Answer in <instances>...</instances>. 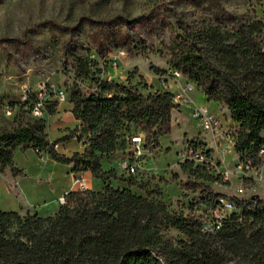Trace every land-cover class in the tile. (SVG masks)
Listing matches in <instances>:
<instances>
[{"label":"trees","instance_id":"1","mask_svg":"<svg viewBox=\"0 0 264 264\" xmlns=\"http://www.w3.org/2000/svg\"><path fill=\"white\" fill-rule=\"evenodd\" d=\"M221 12L232 23L227 29L218 20L181 26V35L173 37L169 48V64L207 101L228 111L233 151L240 163L256 168L264 163V22L238 24ZM72 56L75 80H88L97 88V93L85 95L74 82L68 92L73 115L89 128L86 148L70 158L59 155L52 148L56 143L47 139L45 117H29L33 96L19 105L12 127L0 130V171L10 168L19 174L13 152L31 147L57 163L73 164L76 173L90 172L102 187L68 193L67 205L52 217L0 210V264H264V201L234 198L238 208L246 205L243 211L232 213L221 231L204 234L197 213L213 208L220 198L207 188L201 190L196 215L188 217L170 211L135 181L121 189L110 185L116 171L103 169L104 157L121 156L128 138L137 133L145 136L147 148H157L159 137L170 132L171 114L178 107L168 91L144 95L135 85L95 79L93 65ZM56 104L46 101L45 116L53 114ZM181 169L204 182L217 179L191 161H183ZM121 174L138 182L143 175ZM133 186L147 196L133 193ZM189 188L200 189L195 183ZM168 229L186 239L175 245L164 241Z\"/></svg>","mask_w":264,"mask_h":264},{"label":"rangeland","instance_id":"2","mask_svg":"<svg viewBox=\"0 0 264 264\" xmlns=\"http://www.w3.org/2000/svg\"><path fill=\"white\" fill-rule=\"evenodd\" d=\"M221 11L234 17V23L264 22V0H0V130L12 127L1 107L18 103L23 84L30 86L33 96L53 86L64 90L68 100L74 82L85 95L97 93L90 81L75 80L72 54L93 65L95 79L135 85L144 95L160 91L173 70L169 48L173 37L181 35L180 27L218 20L227 29L232 23ZM190 97L196 106L205 104L232 132L229 116L216 110L214 102L206 101L196 88ZM193 141L207 149L214 182L182 171L181 154ZM145 150L140 182L121 174L120 154L104 157L103 169L116 171V179L109 181L112 187L127 188L135 181L170 211L188 217L196 215L206 188L223 199L264 200V163L240 171V156L229 138L205 134L186 106L172 111L171 130L159 137L158 147ZM194 183L200 189L189 188ZM240 188L245 193L237 196ZM131 190L147 196L139 187ZM185 239L174 229L163 236L174 245Z\"/></svg>","mask_w":264,"mask_h":264},{"label":"crops","instance_id":"3","mask_svg":"<svg viewBox=\"0 0 264 264\" xmlns=\"http://www.w3.org/2000/svg\"><path fill=\"white\" fill-rule=\"evenodd\" d=\"M168 86L171 91L176 90L172 83ZM51 100L55 99L48 92L46 101ZM214 104L216 110L229 116L224 107ZM53 109V114L45 116L49 143H56L55 151L66 158L82 153L90 138L88 126L75 118L68 100L57 102ZM13 166L19 174L14 175L10 168L0 171V210L4 212L52 217L59 210L60 197L82 190L80 180L85 182L86 190L97 191L102 187L90 172L76 173L73 164L57 163L47 153H37L31 147L17 148L13 152Z\"/></svg>","mask_w":264,"mask_h":264},{"label":"built area","instance_id":"4","mask_svg":"<svg viewBox=\"0 0 264 264\" xmlns=\"http://www.w3.org/2000/svg\"><path fill=\"white\" fill-rule=\"evenodd\" d=\"M168 83H172L176 90L171 91ZM194 88L193 84L183 79L181 73L172 70L162 81L160 90L170 92L172 94V102L178 108L186 106L190 109L192 116L199 121L200 128L205 134L211 135L213 139H216L219 136L228 137L230 144L233 147L234 143L229 128H223L217 116L211 113L207 107L196 106L193 103L190 93ZM48 92L54 93V99L58 103H63L67 100L64 90L55 89L53 86H50L49 90L42 87L38 95L34 97L28 107L30 118L39 120L45 117L46 94ZM32 97L33 92L31 91L30 86L28 84L21 85L18 103H5L1 107L4 117L13 119L17 113L19 105L28 103ZM52 148L56 150L57 145L54 144ZM146 148L145 136L142 133H137L129 137L127 148L118 160L120 172L126 175H135L140 170H143L147 161ZM260 154H264V151L262 150ZM181 156L182 161H191L195 165L205 166L209 170L212 169L210 161L207 158V149H204L203 147L190 144L186 146L185 151ZM238 167L240 171L243 169H252L249 163H242L238 165ZM79 184L82 189L81 191L86 190V185L83 180H80ZM236 193L237 196H242L245 192L243 188H240L237 189ZM58 204L59 206L67 205L66 195L58 199ZM245 207L246 205L244 204L241 208H238L233 199L219 198L213 208L206 211H199L197 213V217L201 223L202 233L215 234L221 231L223 226L230 220L232 213L239 214ZM239 221H241V219H239Z\"/></svg>","mask_w":264,"mask_h":264}]
</instances>
